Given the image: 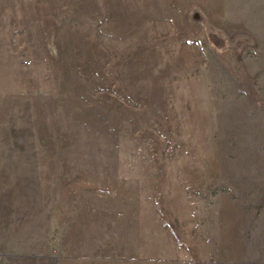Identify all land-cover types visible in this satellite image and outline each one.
Listing matches in <instances>:
<instances>
[{
  "label": "rangeland",
  "instance_id": "obj_1",
  "mask_svg": "<svg viewBox=\"0 0 264 264\" xmlns=\"http://www.w3.org/2000/svg\"><path fill=\"white\" fill-rule=\"evenodd\" d=\"M0 264H264V0H0Z\"/></svg>",
  "mask_w": 264,
  "mask_h": 264
}]
</instances>
